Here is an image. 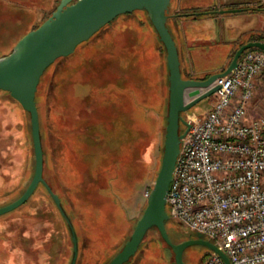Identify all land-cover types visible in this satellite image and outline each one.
Masks as SVG:
<instances>
[{
  "label": "rangeland",
  "instance_id": "obj_1",
  "mask_svg": "<svg viewBox=\"0 0 264 264\" xmlns=\"http://www.w3.org/2000/svg\"><path fill=\"white\" fill-rule=\"evenodd\" d=\"M59 2L0 0V57L10 53L22 35L42 23ZM244 20L247 23L251 19ZM168 25H173L170 17ZM180 30L189 36L211 33L202 23L190 28L180 24ZM230 32L227 28L221 35L219 29L217 34L212 33L215 40L189 45L175 31L183 76L204 78L227 67L226 39ZM168 94L166 49L145 9L119 14L44 71L36 101L45 177L74 224L78 237L76 264H106L133 232L147 203L144 192L152 188L161 167ZM209 101V96L199 100L183 116L204 112L210 107ZM247 112L249 118L264 116V71L255 79ZM185 128L181 124V130ZM119 134L120 147L112 150L107 139ZM72 139L74 145L66 147ZM103 140L106 144H99ZM93 150L98 154L96 160L90 157ZM104 158L128 164L122 175L125 180L140 172L131 194L122 191V179L121 184L116 182L117 190L124 194L122 199L115 195L107 199L97 191L104 181L99 166ZM133 164L139 165L135 168ZM34 172L30 113L8 91L0 90V206L19 197ZM166 225L176 243L208 238L171 217ZM142 243L133 264L141 260L147 264H176L172 248L166 246L157 229L149 230ZM147 247L153 251L150 257ZM211 251L200 243L188 245L184 262L200 264ZM72 255L70 227L43 183L25 203L0 214V264H70Z\"/></svg>",
  "mask_w": 264,
  "mask_h": 264
},
{
  "label": "built area",
  "instance_id": "obj_2",
  "mask_svg": "<svg viewBox=\"0 0 264 264\" xmlns=\"http://www.w3.org/2000/svg\"><path fill=\"white\" fill-rule=\"evenodd\" d=\"M262 71L264 48L251 47L209 87L186 89L190 101L220 86L208 109L184 115L190 126L183 130L167 195L170 217L207 236L230 264H264V116L249 118L247 112ZM200 264L226 262L212 250Z\"/></svg>",
  "mask_w": 264,
  "mask_h": 264
},
{
  "label": "water",
  "instance_id": "obj_3",
  "mask_svg": "<svg viewBox=\"0 0 264 264\" xmlns=\"http://www.w3.org/2000/svg\"><path fill=\"white\" fill-rule=\"evenodd\" d=\"M170 4L171 0H60L42 23L25 33L10 53L0 57V90L8 91L30 113L35 151V172L30 183L19 197L0 206V214L14 210L25 203L39 183H43L70 227L73 241L70 264H76L77 261L78 237L59 194L45 177V151L39 107L36 101L37 89L44 71L56 59L71 54L79 43L89 39L119 14L136 9H145L148 12L166 49L169 78L167 123L161 167L146 198V206L128 240L106 264L129 263L152 228H156L162 240L172 248L176 264H185L184 249L194 243L208 246L211 250L218 252L226 264H230L227 254L208 238H190L178 243L172 241L166 225L170 218L167 195L184 135L181 124H185L186 129L190 126L183 112L199 100L212 95L220 86L215 85L202 93L195 90L192 94H199L190 101H185L186 89L209 87L216 77L228 74L237 66L238 59L245 49L264 48V41L251 40L243 43L235 51L228 66L221 72L213 73L205 78L183 76L180 48L168 25V19L171 16ZM238 10L240 9L228 8L220 11L226 13Z\"/></svg>",
  "mask_w": 264,
  "mask_h": 264
},
{
  "label": "crops",
  "instance_id": "obj_4",
  "mask_svg": "<svg viewBox=\"0 0 264 264\" xmlns=\"http://www.w3.org/2000/svg\"><path fill=\"white\" fill-rule=\"evenodd\" d=\"M208 7L215 8L217 12L214 15H203L197 17L179 14L183 10ZM228 8H238L240 10L226 13H222L220 11ZM170 13V18L173 21V25L170 28L173 34H175V31L176 33H179V36L184 44L188 43L189 45H193L200 42H209L211 40H215L217 30L220 29V34L223 35L225 29H230V35L228 39H226L228 54L225 66H228L235 51L243 43L251 40L264 41V0H175L172 9L170 7ZM245 18L246 20H251H248L247 23H243ZM198 23H202L205 28H210V35L194 34L193 36H189L187 31H184V33L181 34L180 24H182L184 28H190ZM214 32L216 33L215 35L212 34ZM201 36H208L209 38L202 39ZM130 94L132 97L136 98L135 94ZM128 118L130 119V122L133 120L130 115H128ZM74 140L75 139H72L71 144H67L66 147L74 145ZM133 165L137 168V165L139 164ZM99 166H101L102 170L101 177L104 179L102 184H109L111 176L115 175L120 176L119 178L122 179L124 182L123 184H128V182L131 183L133 181L132 176H129L128 180L122 178L124 169H128V164H99ZM140 168L141 170L143 169L141 166ZM135 172L136 176L134 177H140V174H138L140 172Z\"/></svg>",
  "mask_w": 264,
  "mask_h": 264
},
{
  "label": "trees",
  "instance_id": "obj_5",
  "mask_svg": "<svg viewBox=\"0 0 264 264\" xmlns=\"http://www.w3.org/2000/svg\"><path fill=\"white\" fill-rule=\"evenodd\" d=\"M216 12L217 11H216L215 8L208 7V8H194V9L183 10L179 14H181V15H187V16H191V17H197V16H203V15H214ZM207 76H209V75H207ZM165 122L167 123V117H166V115H165ZM97 141H99V136L98 135L95 136V140H94L95 145H97L96 144ZM108 141H109V144L111 145L110 147L112 148V150L115 147L117 148L118 147V144L120 143V140L118 141V139H116V138L107 139V142ZM99 144H104L105 145L106 144V141L103 140V141L99 142ZM97 155H98L97 152L95 150H93V152L90 154V157L93 158L94 160H96V159H98V156ZM107 159L108 158H104V160H105L104 161V164H122V161L121 160L112 163V161H109ZM119 177L120 176H118V175L111 176V181H110L109 184H102L101 186H97V189H98L97 191L101 194L102 197H106L107 199H111L112 198L111 195H113V196L115 195L116 197H119L120 199H122L121 196H124V194H127L128 195V194H130L132 192V190H131L132 185H130V184H124V185H122L121 183H119L120 182V178ZM113 181H114V183H113ZM116 182H118L119 184H121V187H123V190L122 191H124V194L122 193V191H118L117 190V188H116V184L117 183ZM54 190H55V188H54ZM153 229L156 230V228H152L150 230H153ZM166 246L169 247L168 244H166ZM147 248H146L147 255H148V257H150V255H151L150 253H152L153 251L150 250L149 247H147ZM140 249H142V248H140Z\"/></svg>",
  "mask_w": 264,
  "mask_h": 264
},
{
  "label": "flooded vegetation",
  "instance_id": "obj_6",
  "mask_svg": "<svg viewBox=\"0 0 264 264\" xmlns=\"http://www.w3.org/2000/svg\"><path fill=\"white\" fill-rule=\"evenodd\" d=\"M103 94V96L102 97H104V92L102 93ZM167 114V113H166ZM133 120H131V122H132ZM147 135V134H146ZM121 136V134H119V136L116 138V139H119V137ZM119 141V140H118ZM121 143V142H120ZM119 143V144H120ZM132 144H134V142L132 141L131 142ZM120 147V145L118 146V148ZM124 166V165H123ZM127 169V168H126ZM126 169H124V172L125 171H127ZM130 175H128V177H129ZM132 178L133 179H135V181H132L131 183H129L128 182V184H130V185H132V188H131V190H132V192L134 191V189H135V187L138 185V183H139V181H136L137 180V177H134V176H132ZM131 192V193H132ZM130 193V194H131ZM129 238V237H128ZM128 238L126 239V241L128 240ZM125 241V242H126ZM139 250H140V247H139ZM139 250L137 251V253L134 255V257L132 258V260L129 262V263H127V264H133V262H134V260H135V258H136V256H137V254H138V252H139ZM146 257V255L144 256V258ZM140 264H147V262H145V261H143V263H142V260H141V262H140Z\"/></svg>",
  "mask_w": 264,
  "mask_h": 264
}]
</instances>
